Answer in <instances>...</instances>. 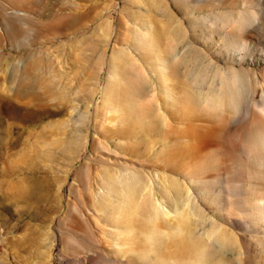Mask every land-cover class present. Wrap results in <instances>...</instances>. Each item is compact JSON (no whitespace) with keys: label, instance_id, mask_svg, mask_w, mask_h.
Segmentation results:
<instances>
[{"label":"rangeland","instance_id":"obj_1","mask_svg":"<svg viewBox=\"0 0 264 264\" xmlns=\"http://www.w3.org/2000/svg\"><path fill=\"white\" fill-rule=\"evenodd\" d=\"M263 214L264 0H0V264H264Z\"/></svg>","mask_w":264,"mask_h":264},{"label":"bare ground","instance_id":"obj_2","mask_svg":"<svg viewBox=\"0 0 264 264\" xmlns=\"http://www.w3.org/2000/svg\"><path fill=\"white\" fill-rule=\"evenodd\" d=\"M257 14V13H256ZM235 18V17H234ZM241 16H237V18H235L233 21H232V24H236L237 22H239V26H238V30L242 33V31L244 30V27H246V26H248V25H250V23H251V21H253V19L250 21V23H248V22H241ZM229 21V20H228ZM231 22V21H230ZM254 22V21H253ZM238 31V32H239ZM242 35H243V33H242ZM164 81L165 82H168L169 81V79L167 78V76H165L164 77ZM167 87L168 88H170V86H168L167 85ZM227 93V92H226ZM215 95V94H214ZM229 99H232L233 97L231 96V94L229 93ZM202 99H203V97H202ZM224 99V98H223ZM173 100H174V98H173ZM205 100V99H204ZM216 100V99H215ZM220 100V99H219ZM203 102V101H202ZM205 103V102H204ZM207 103V102H206ZM216 103V102H215ZM223 103V102H222ZM212 104V103H211ZM217 104V103H216ZM214 105V104H213ZM218 105V104H217ZM229 105V104H228ZM216 106V105H215ZM223 106V105H222ZM219 107L221 108V105H220V103H219ZM216 109L218 108V106H216L215 107ZM213 110V109H212ZM223 110V109H222ZM230 112H232L233 114H238V108H237V106H236V104H235V106H231V108H230ZM229 112V113H230ZM221 113V115H222V112H220ZM224 113V112H223ZM218 116V115H217ZM130 195H131V193H130ZM138 196L139 195H136V197H137V199H134V198H132V196H129V197H131L130 199H131V202L130 203H132L133 205H136L137 204V201L139 200V202H141L142 200V198L141 199H138ZM133 197H135V196H133ZM139 198H140V196H139ZM141 200V201H140ZM138 202V203H139ZM135 203V204H134ZM132 204H130V205H132ZM140 204V203H139ZM137 206H138V204H137ZM131 207H133V206H131ZM134 207H136V206H134ZM139 207V206H138ZM262 215V214H261ZM264 215V214H263ZM264 217V216H263Z\"/></svg>","mask_w":264,"mask_h":264}]
</instances>
